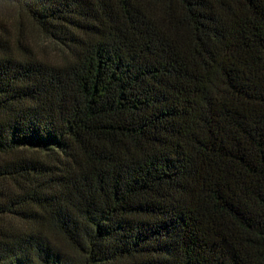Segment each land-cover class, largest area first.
Instances as JSON below:
<instances>
[{"label":"trees","instance_id":"trees-1","mask_svg":"<svg viewBox=\"0 0 264 264\" xmlns=\"http://www.w3.org/2000/svg\"><path fill=\"white\" fill-rule=\"evenodd\" d=\"M0 5V264H264V0Z\"/></svg>","mask_w":264,"mask_h":264},{"label":"rangeland","instance_id":"rangeland-1","mask_svg":"<svg viewBox=\"0 0 264 264\" xmlns=\"http://www.w3.org/2000/svg\"><path fill=\"white\" fill-rule=\"evenodd\" d=\"M0 15L7 20L12 30L13 37L18 38L38 56L48 61H58L59 48L46 38L39 30L31 24L24 16L20 15L14 8L0 5Z\"/></svg>","mask_w":264,"mask_h":264}]
</instances>
